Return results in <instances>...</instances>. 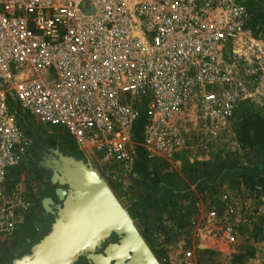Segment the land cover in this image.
I'll use <instances>...</instances> for the list:
<instances>
[{"label": "built area", "instance_id": "obj_1", "mask_svg": "<svg viewBox=\"0 0 264 264\" xmlns=\"http://www.w3.org/2000/svg\"><path fill=\"white\" fill-rule=\"evenodd\" d=\"M247 12L245 0H0V234L31 206L7 193L31 119L120 180L135 177L139 149L174 158L192 108L230 118L224 57Z\"/></svg>", "mask_w": 264, "mask_h": 264}, {"label": "rangeland", "instance_id": "obj_2", "mask_svg": "<svg viewBox=\"0 0 264 264\" xmlns=\"http://www.w3.org/2000/svg\"><path fill=\"white\" fill-rule=\"evenodd\" d=\"M261 3L264 0H245L249 15L243 32L224 57L227 78L222 88L232 97L233 115L212 119L201 108H192L183 122V148L171 160L149 161L141 151L135 177L111 179L63 131L57 133L31 119L27 131L32 141L30 158L20 170L9 173L7 185L8 194L22 196L31 206L13 229L0 234V264H13L30 254L51 232L63 207L57 190L67 191V186L53 181L51 167L59 157L83 163L105 181L156 264H264ZM43 198L53 201L47 212ZM118 240L111 235L93 254H103L108 244ZM74 264L93 263L83 255Z\"/></svg>", "mask_w": 264, "mask_h": 264}, {"label": "water", "instance_id": "obj_3", "mask_svg": "<svg viewBox=\"0 0 264 264\" xmlns=\"http://www.w3.org/2000/svg\"><path fill=\"white\" fill-rule=\"evenodd\" d=\"M51 169L53 181L67 186V191L57 190L63 207L49 235L13 264H74L83 255L93 264H156L132 218L103 179L68 157H59ZM88 224L91 227L83 232ZM113 234L118 242L108 244L103 254H93Z\"/></svg>", "mask_w": 264, "mask_h": 264}, {"label": "crops", "instance_id": "obj_4", "mask_svg": "<svg viewBox=\"0 0 264 264\" xmlns=\"http://www.w3.org/2000/svg\"><path fill=\"white\" fill-rule=\"evenodd\" d=\"M51 202H53L52 200H49L48 198H43V200L41 201V203H42V205H43V210H44V212H47V210H48V205H49V203H51ZM45 217H47V216H45ZM43 225H45L44 223H43ZM44 228H45V226H44ZM43 228V229H44ZM48 231V230H47ZM47 233V232H46ZM16 252H17V250H16ZM16 254V258L18 257L17 256V253H15Z\"/></svg>", "mask_w": 264, "mask_h": 264}, {"label": "trees", "instance_id": "obj_5", "mask_svg": "<svg viewBox=\"0 0 264 264\" xmlns=\"http://www.w3.org/2000/svg\"><path fill=\"white\" fill-rule=\"evenodd\" d=\"M139 131H140V124H138L136 126V134H137V136H138ZM141 151H143V150L142 149H139L138 159H137V162H136V168H137L138 164L140 163V160L142 159V152Z\"/></svg>", "mask_w": 264, "mask_h": 264}, {"label": "bare ground", "instance_id": "obj_6", "mask_svg": "<svg viewBox=\"0 0 264 264\" xmlns=\"http://www.w3.org/2000/svg\"><path fill=\"white\" fill-rule=\"evenodd\" d=\"M238 42H239V40L237 41V43ZM90 227L91 226L88 224L87 226H85L84 230H82V231L87 233V231L89 230ZM80 233H82V232H80Z\"/></svg>", "mask_w": 264, "mask_h": 264}]
</instances>
